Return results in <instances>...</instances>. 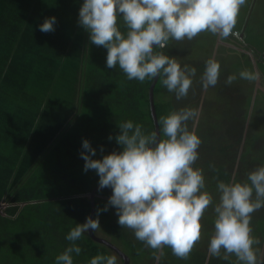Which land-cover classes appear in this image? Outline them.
Returning <instances> with one entry per match:
<instances>
[{"label":"trees","instance_id":"obj_1","mask_svg":"<svg viewBox=\"0 0 264 264\" xmlns=\"http://www.w3.org/2000/svg\"><path fill=\"white\" fill-rule=\"evenodd\" d=\"M82 4L83 0H0V205L8 203L0 211V264H55V257L72 243L66 239L68 232L91 215L89 194L99 186V176L95 170H84V139L96 149L93 158L102 159L122 150L115 140L118 124L131 120L146 133L155 130L149 101L153 79L143 83L128 80L119 66L106 67L107 49L91 44L89 33L78 23ZM52 16L56 17L55 31L41 32L39 26ZM118 25L125 31L122 18ZM235 29V37L240 36L241 31ZM172 42L155 51L174 58L169 51ZM242 54L249 59V54ZM228 58L234 66V56ZM224 61H219L218 83L207 91L201 83L205 68H196L184 99L177 100L160 77L155 86L158 121L173 109H201L195 131L202 143L193 167L203 169L204 191L213 196V205L200 221L201 239L189 259H179L165 247L160 264H238L235 255L229 261L209 257L208 244L220 196L217 181L243 182L258 168L250 163L252 142L247 140L241 155L255 84L237 75V80L227 85V77L235 72ZM259 74L264 85V67L259 68ZM81 107L86 110L83 122L70 128ZM193 126L189 121L190 130ZM251 132L249 128L248 134ZM17 190L20 194L14 195ZM105 190L112 193L111 188ZM108 198H97V209H103ZM98 219L105 236L95 232L118 245L129 255L130 263L156 262L153 250L137 240L133 230L118 224L114 207L101 211ZM251 226L260 241L254 247L264 255V208L252 215ZM75 243L82 251L72 254L73 264H89L97 254H117L90 232ZM119 260L122 258H117V264Z\"/></svg>","mask_w":264,"mask_h":264},{"label":"clouds","instance_id":"obj_2","mask_svg":"<svg viewBox=\"0 0 264 264\" xmlns=\"http://www.w3.org/2000/svg\"><path fill=\"white\" fill-rule=\"evenodd\" d=\"M247 0H83L79 9V25L89 33L90 43L107 49L106 67L117 66L128 80L160 77L177 100L187 97L196 68L184 65L163 52L170 40H192L209 32L221 40L233 35L241 7ZM122 18L125 31H121ZM56 17L45 18L39 26L43 33L55 31ZM221 66L214 58L205 61L201 76L203 90L219 81ZM258 71L247 69L239 78L254 82ZM237 75L225 81L231 85ZM201 109L183 107L170 110L159 118V130L145 132L143 126L131 120L118 124L115 140L120 151H112L94 159L96 149L83 140L81 157L84 170H95L99 188H111L112 193L97 218L87 217L73 227L66 239L70 242L55 257V264H73L75 253L82 249L75 243L83 233L100 228L99 214L109 206L116 209L118 224L133 230L135 238L152 249L153 259L159 262L164 248L187 260L201 239V219L213 196L204 191L202 168L193 167L199 159L202 143L195 131ZM193 122L192 130L188 122ZM109 140L113 139L110 135ZM103 151V147H101ZM213 171H218L210 164ZM219 202L214 206V233L208 244L209 257L229 261L235 255L238 264H264L260 241L253 236L252 215L264 208V166L247 175L243 182L217 181ZM223 250V252H222ZM89 264H117L115 255L97 254Z\"/></svg>","mask_w":264,"mask_h":264},{"label":"rangeland","instance_id":"obj_3","mask_svg":"<svg viewBox=\"0 0 264 264\" xmlns=\"http://www.w3.org/2000/svg\"><path fill=\"white\" fill-rule=\"evenodd\" d=\"M247 27H248V30H247ZM235 28L239 29L242 35L243 33H245L244 36L242 37L240 33V36L237 34L235 37V35L233 34V35H230L227 39L221 40L217 36H213L209 32L201 33V34H206L207 36H210L211 42L215 44L214 58H217L218 62L225 60L223 62L225 66L228 68H231V67L234 68V72L238 76H239V72L244 69L255 71L256 65H255V60L253 58L257 60V65L259 66V68L264 67V0H247L246 5L241 7ZM235 28L233 32H235L236 30ZM201 34H199L196 37V39H199L200 37H202ZM235 38H237L236 41H235ZM219 43L225 45L227 48H225L223 45H219ZM233 43H236V44H233ZM246 45L252 48L253 50H255L254 52L258 56V58L253 56L255 54L250 55L249 59L243 56L242 52H240V49H242V47H245ZM236 46H237V50L229 49L231 47L236 49ZM227 55L234 56V66L232 65V61L230 60V58L227 59ZM219 57H222V59L219 60ZM255 83L256 82H253V84ZM243 84L245 88L248 87V84L246 83H243ZM260 89L261 90L258 91V88L255 87L252 102H255L256 98H258L257 100L258 106L261 107V104H262V107H264V104H263L264 101H261V97L262 95H264V86ZM255 112L258 113V107L255 109ZM227 119H231V118L228 117ZM218 120L224 121L225 119L221 120V118H218ZM69 129L70 128H68L66 133L69 131ZM224 131L225 129L220 130L219 132L221 134H224ZM6 204L3 203L2 205H0V211L6 208L7 206ZM96 232L99 233L100 235L103 233V231L100 228ZM103 236H105V233H103ZM116 256L118 259H120V257L117 254ZM146 262L147 261L143 260L142 264ZM119 264H123V261L119 260ZM130 264H134V263L132 262ZM153 264H160V261L159 262L153 261Z\"/></svg>","mask_w":264,"mask_h":264},{"label":"crops","instance_id":"obj_4","mask_svg":"<svg viewBox=\"0 0 264 264\" xmlns=\"http://www.w3.org/2000/svg\"><path fill=\"white\" fill-rule=\"evenodd\" d=\"M201 36L202 37H200L199 39H196L195 37L194 39L190 41L187 39L181 42L172 40L173 41L172 44L169 45V51L172 52L174 58L180 64L204 69L205 61L209 58L214 57L215 44L211 42L210 36H207L206 34H201ZM219 45H223V44L219 43ZM223 46L227 48L225 45ZM236 50H237V46H236ZM240 52L242 53L245 52L249 55H252L253 49L246 45L245 47H242V49H240ZM215 59L217 60V58ZM221 59L222 57H219V60ZM253 59L255 60V65H256L255 70L259 72V66L257 65V60L255 58ZM263 86L264 85L263 83H261V79L259 77L258 81L255 83V87L258 88V91H259L261 90L260 88H262ZM206 96L207 94L205 93L203 95V102L206 99ZM257 100L258 98H256L255 102H252L249 123L246 126L247 128L245 130V133L243 135L241 134L243 137L241 155L243 154L245 150L247 140L252 142V153L250 157V163L253 164L255 167H260V166H264V107H262V104H261V107H259ZM261 101H264V95H262ZM257 107H258V113L255 112V109ZM85 111L86 110L83 107H81L80 114H78V116L75 117L76 121L74 122V125H71L70 128L77 126L79 124L78 122H83V117H84L83 114ZM91 126L93 127L94 125L91 124ZM116 127H118V125ZM196 128H197V125H196ZM249 128H252V132L250 134H248ZM18 194H20V191L17 190L14 193V195H18ZM110 195L111 193L107 192L105 195L103 194V196L101 197L108 198L110 197ZM6 203L7 202H5V204Z\"/></svg>","mask_w":264,"mask_h":264},{"label":"water","instance_id":"obj_5","mask_svg":"<svg viewBox=\"0 0 264 264\" xmlns=\"http://www.w3.org/2000/svg\"><path fill=\"white\" fill-rule=\"evenodd\" d=\"M245 33H243L242 36H244ZM159 80V77L153 79V82L150 86L149 89V101H150V110H151V115L155 124V130H159V123H158V117H157V112H156V107H155V100H154V90L155 86ZM107 191L104 189H100L99 186H97L90 194L89 196L91 197L92 200V213L91 217L95 219L96 214H97V198L100 196L105 195ZM90 235L98 242L104 243L108 245V247L112 248L119 256L122 258L123 264H130L131 259L128 254H126L123 250H121L118 246H116L114 243H112L108 238L103 237L98 235L96 232L89 230Z\"/></svg>","mask_w":264,"mask_h":264},{"label":"flooded vegetation","instance_id":"obj_6","mask_svg":"<svg viewBox=\"0 0 264 264\" xmlns=\"http://www.w3.org/2000/svg\"><path fill=\"white\" fill-rule=\"evenodd\" d=\"M106 191V190H105Z\"/></svg>","mask_w":264,"mask_h":264}]
</instances>
